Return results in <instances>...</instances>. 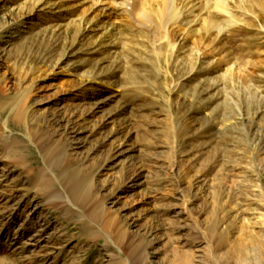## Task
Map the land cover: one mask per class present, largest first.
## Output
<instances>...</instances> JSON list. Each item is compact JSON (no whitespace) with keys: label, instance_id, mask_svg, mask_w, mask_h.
<instances>
[{"label":"rangeland","instance_id":"rangeland-1","mask_svg":"<svg viewBox=\"0 0 264 264\" xmlns=\"http://www.w3.org/2000/svg\"><path fill=\"white\" fill-rule=\"evenodd\" d=\"M48 1L0 37V264H264V131L238 125L258 109L264 122L263 9L209 0L211 22L224 6L242 28L202 40L175 27L169 39L148 5L143 29L139 4ZM23 2L0 0V25ZM113 10L126 16L113 37L82 32L85 16L99 13L102 31ZM78 191L87 200L62 207Z\"/></svg>","mask_w":264,"mask_h":264},{"label":"bare ground","instance_id":"bare-ground-1","mask_svg":"<svg viewBox=\"0 0 264 264\" xmlns=\"http://www.w3.org/2000/svg\"><path fill=\"white\" fill-rule=\"evenodd\" d=\"M25 2L21 3V4H16V9H18V13H16L17 15V18H15V20H12V18L10 20H6L4 21V23H2L0 25V27H2V30H0V37H1V34L2 32H8L7 34H12L14 32H21L23 31L24 29H26L27 27V23H28V17H29V12H31L32 10L34 11V9H37V8H45L47 7L46 5L48 3H50L51 1H46V0H24ZM212 1V0H211ZM219 1V0H218ZM233 1V0H232ZM100 2V0H99ZM226 2V1H225ZM234 2V5L238 6V5H244L246 7V10L252 12V15H254L255 17H258V15L256 14L257 12L255 11V9H259V10H262L264 11V0H248L246 2H249V3H243L242 0H235L233 1ZM129 3V5H127V10H128V7L130 6V10L128 11H131L133 9L132 6H134L135 4H139L140 6V10L137 12L138 15L137 17L144 23H139L142 25V28L145 29V17H147L149 15V12L150 10H145L144 6L145 5H148V7L151 9L152 12H154V14L156 15L157 19L155 21H157V23L160 21L161 24H160V29L161 32L163 33V36L166 37V38H169V39H172L173 38V34L172 33V30L175 28V27H183L185 29H187V32H186V35L185 37L187 36H195V37H200L199 39H204L206 37H208L209 35L212 34V32H215L214 35L216 37V39H220L222 36H224L225 34L229 33V30L230 28H237L235 31H239L238 29H241L242 28V24L244 23V20H242V18L238 17L237 16V13L236 11H232V10H225L224 11V6L222 8H218L217 10L220 11L221 10V15L222 12L224 14L227 13V19H220L218 21H214V22H211L209 20V10L211 11V9H208V6H209V0H115L114 1V5L120 10L121 8H125L126 7V4ZM211 5H214L211 3ZM60 6H62L60 4ZM243 6V7H244ZM135 7V6H134ZM65 8H68V7H65ZM229 8V7H228ZM15 9V10H16ZM117 9V11H118ZM235 9V8H234ZM243 9V8H241ZM245 9V8H244ZM47 10V9H46ZM111 10V9H110ZM136 10V9H135ZM214 10V8H213ZM240 10V8H239ZM83 11V10H82ZM116 10H113V11H109L107 13V16H108V20L109 22L106 23V26H102L103 29H101L102 31H99L97 28H95L96 26H99L100 23L99 21L101 19H99V21L96 19L97 16L99 15V13H94V15L90 16V18L88 17H84V21L83 22H87V20L90 19V21L92 20L93 22L92 25L93 26H86L84 27L83 26V31L82 32H87V31H92L94 30L95 33H99L101 36H108V38L110 39V37L112 36L111 34L109 35L108 32L110 30H112L113 28H116V26H114V22L116 24V22H119V24L121 23L122 25V22L124 21V18L123 17V14L121 13H116L117 12ZM215 11V10H214ZM245 11V10H243ZM261 11V12H262ZM85 12V11H84ZM259 12V11H258ZM13 10L12 11H9L8 14L11 15L13 14ZM33 13V12H32ZM126 13V12H125ZM124 13V14H125ZM129 13V12H128ZM127 13V14H128ZM254 13V14H253ZM263 13V12H262ZM8 15V16H9ZM7 16V15H6ZM23 17V18H21ZM81 17V16H80ZM123 17V18H122ZM214 17V16H213ZM217 17V16H215ZM21 18V19H20ZM132 17H127V20H129L130 22L128 23L127 21H125L124 25L128 24L129 26H134L135 23H132ZM179 18V23L178 25H176L174 22L175 20ZM260 18V17H259ZM107 19V18H106ZM214 19V18H213ZM217 19V18H216ZM96 20V21H95ZM200 20L202 21V26L201 27H196V25L198 23H200ZM134 21V20H133ZM247 21V20H245ZM79 22V21H78ZM77 22V23H78ZM95 22V23H94ZM101 22V21H100ZM135 22V21H134ZM88 23V22H87ZM102 23V22H101ZM248 22H246L247 24ZM98 24V25H97ZM104 24V23H103ZM254 23L252 24H248L251 28L254 27L253 26ZM6 25V26H4ZM87 25V24H86ZM263 25V24H261ZM79 26V25H78ZM258 27H260L259 25H257ZM126 26H122L121 29H125ZM263 27V26H262ZM65 29L67 27H64ZM50 29V28H49ZM53 29V28H52ZM56 29V28H55ZM59 29V28H58ZM117 29V28H116ZM127 29V28H126ZM120 30V28L118 29V31ZM198 30V31H197ZM48 31V30H47ZM54 31V30H53ZM164 31V32H163ZM170 31V32H168ZM227 31V33H226ZM93 32V31H92ZM174 32V31H173ZM232 32V31H231ZM257 32V31H256ZM118 33V32H116ZM83 34V33H82ZM106 34V35H105ZM112 34H115L114 32ZM51 35L54 36V39L57 40V37H55L56 35V31H54ZM162 34H160L161 36ZM113 37V36H112ZM159 38L158 37V40H160V42L162 40H167L166 38ZM3 38V37H2ZM15 38V37H14ZM226 38V37H225ZM224 38V39H225ZM71 39V38H70ZM74 39V38H73ZM99 39V37H96V40ZM112 39V38H111ZM202 39V40H203ZM223 39V38H222ZM100 40V39H99ZM107 40V39H106ZM114 40V39H113ZM194 40V39H193ZM98 41V40H97ZM101 41L103 42V39H101ZM109 41V40H108ZM169 41V40H168ZM195 41V40H194ZM73 41H68V40H65L63 41V44L59 47V51L56 53L57 55H59V52H60V57L57 58V60H59L61 58V56H63L65 53L66 50H68V53H70V47H68L69 44H72ZM193 42V41H192ZM200 42V41H199ZM225 42V41H224ZM223 42V43H224ZM170 43V41H169ZM201 43V42H200ZM16 50L17 51H20L21 49L19 48V45L16 46ZM13 48V47H12ZM204 48V47H203ZM4 51V50H3ZM7 57V55H6ZM4 58V57H3ZM8 61V60H7ZM6 61V66L5 68L8 70V74H11L12 77L11 78H14V75H13V71H11V67H14V66H9V63H7ZM47 63V62H46ZM4 68V69H5ZM231 68V66H230ZM193 69V67H192ZM14 70V69H12ZM6 71V70H4ZM49 72H51V69H49V67H46L44 69L42 68H37L36 69V75L37 78L39 77H42V76H47L49 74ZM5 74V73H4ZM4 76V75H3ZM10 76V75H9ZM223 77V76H222ZM18 79V78H17ZM2 83V82H1ZM2 88L4 90H6V84L2 85ZM31 88V87H30ZM27 91V90H26ZM32 91V90H31ZM29 91H27L26 93H24L22 96H20V98H17L19 99V102H21L22 106H24V104L26 103L27 99L29 98V95H28ZM31 95V93H30ZM247 102V101H246ZM239 107V106H238ZM246 107V105H245ZM25 108V107H24ZM250 108V107H248ZM253 108V107H252ZM23 109V108H22ZM20 110V109H19ZM24 110V109H23ZM247 110V109H246ZM259 110V109H258ZM258 110H255V111H252L251 113H248L249 115L247 117H241L238 121V125L240 126H243L244 128H246V132L249 133V134H255V130H253V128L258 125L261 124L260 126V129H263L264 131V122H261L260 121V112ZM19 112V111H18ZM21 112V111H20ZM25 112V111H24ZM22 113V112H21ZM238 116H240V112H237L236 113ZM22 115V114H21ZM76 114H71L70 116L73 118L75 117ZM244 115V114H243ZM237 116V117H238ZM81 117V116H80ZM84 117V116H82ZM264 121V120H263ZM232 125H235L236 126V122H234ZM252 126V127H251ZM4 128L5 126L3 125L2 126V132L4 131ZM237 128V127H236ZM240 133V132H239ZM258 133V132H257ZM261 136V135H260ZM263 136V135H262ZM261 150V149H260ZM260 154V153H259ZM62 158V157H61ZM64 161V160H63ZM47 162H50L49 160ZM50 164V163H49ZM60 165V164H59ZM54 166V165H53ZM71 168V167H70ZM66 171V170H64ZM258 172V171H257ZM64 174V173H62ZM259 174V173H258ZM258 176V175H257ZM262 176V175H261ZM73 177V176H72ZM75 177V176H74ZM41 178V177H40ZM76 178V177H75ZM85 178V177H84ZM259 178V177H258ZM71 180V179H70ZM80 180V179H79ZM82 180V179H81ZM83 181V180H82ZM81 181V182H82ZM46 183V182H45ZM80 183V182H79ZM77 182L76 181H67L65 182V186L67 188H70L71 191H73L74 189L78 190L77 188H75ZM81 184V183H80ZM49 185V183L47 184ZM51 185V184H50ZM257 185V184H256ZM89 187V186H88ZM256 187V186H255ZM257 188V187H256ZM259 188V187H258ZM44 190V189H43ZM89 190V189H88ZM260 190V189H259ZM69 191V190H68ZM89 192V191H88ZM259 192H261V195L263 196V198L261 199L262 201V206L264 208V194L262 193V190H260ZM46 193H48V196H46V200H48L47 202L48 203H53V201L59 197L60 200L59 202H61V196L54 192L53 189H49L47 188L46 189ZM62 193V192H61ZM79 193V194H78ZM78 195L77 196H73L72 198H69V199H66V201L62 202V207L66 208V210H72V205L74 203V198L76 199H79L80 202H85L87 200V195L85 194H81L80 191H78ZM64 195V193H63ZM70 195V194H69ZM63 197V196H62ZM69 200V201H68ZM47 203V204H48ZM56 203V202H55ZM71 203V204H70ZM60 206H61V203H59ZM52 206V205H51ZM96 210V209H95ZM101 213V212H100ZM95 217V216H94ZM98 217V216H97ZM100 219V218H98ZM257 221L259 224H261V226L264 227V213H259L258 216H257ZM111 223V222H110ZM112 227V226H111ZM102 229V228H101ZM109 229V228H108ZM119 231V230H118ZM105 232V231H104ZM117 241L120 245L124 244V245H127L129 246V244L131 243V240L129 241L128 238L125 236V234L123 232H118L117 233ZM109 237V236H108ZM115 239V238H114ZM138 247H142V243H139L137 245ZM143 253H145L146 255V252L143 250L142 251Z\"/></svg>","mask_w":264,"mask_h":264}]
</instances>
